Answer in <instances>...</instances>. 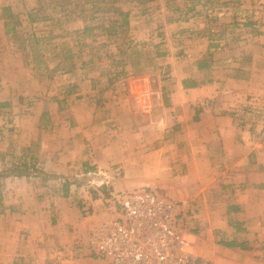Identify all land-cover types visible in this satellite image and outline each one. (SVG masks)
<instances>
[{"label":"crops","instance_id":"1","mask_svg":"<svg viewBox=\"0 0 264 264\" xmlns=\"http://www.w3.org/2000/svg\"><path fill=\"white\" fill-rule=\"evenodd\" d=\"M126 1L131 38L112 61L125 53V76L149 80L147 114L122 92L126 79L102 75L84 52L69 71H83L71 77L75 103L37 98L41 77L10 38L32 24L43 0H0V264H111L87 246L89 226L113 215L109 191L91 194L74 182L85 170L108 169L112 192L150 186L183 202L190 250L208 264H264V7L253 9L258 0ZM212 2L223 5L214 15L233 20L221 26L244 18L237 25L247 35L209 60V23L191 28L187 13ZM70 22L73 33L89 30ZM26 155L35 167L1 175L9 158Z\"/></svg>","mask_w":264,"mask_h":264},{"label":"rangeland","instance_id":"2","mask_svg":"<svg viewBox=\"0 0 264 264\" xmlns=\"http://www.w3.org/2000/svg\"><path fill=\"white\" fill-rule=\"evenodd\" d=\"M42 3L39 12L37 15H34L32 24L29 21L25 22L24 25L17 28V31H15L12 38H10L21 45L22 55H25L29 62H31L33 66H36V73L41 77V81L36 84L38 88L36 91L38 93L37 98H54L59 100V103L61 102L60 104L62 105H72L75 103V95L71 96L73 92H76L75 85L77 81L74 79L82 75L83 71L76 72L75 76L69 75V71L76 66V64H74V56L77 54L78 57L80 53L84 52L86 53V57H92V60H95H93V62L98 69H101L102 75L104 74L106 76L108 72H111L112 75L110 77H113L114 82L117 84L119 80L126 79L122 92L127 98L133 100L136 105L141 107V102L138 97L142 91L148 90L153 106V94L149 85V80L135 73L125 76L126 68L121 62V58L125 57V53H119V58L117 59L120 61L118 63L112 61V55L117 53V51L120 52V47L125 51L126 47L124 45H126L131 38V30L128 24L129 17L125 14L129 9L126 0H43ZM247 3H249V1H247ZM219 4L220 2H212L202 7L200 9L201 11L197 14L192 15V12L187 13L188 18L192 19L191 28L198 27L200 29V27L204 25L205 27L201 28L203 29L206 28L208 25L207 23H209V28L212 32L211 38L215 42L212 51L208 52L209 60L214 57L218 58L219 56L220 59L223 58L222 55L225 54L224 51L228 50L229 47L239 40L244 39L247 35L243 32L244 27L242 25H237L242 24L244 18H241V20L236 18V25L229 29H225L223 24L229 25L231 22L233 23V20L232 18L230 20L224 16L220 18L218 17L219 15H214L221 7L223 8V5ZM240 5L245 6L244 3ZM251 5H255L253 9L258 11L264 10V8L262 10L259 8L260 6L264 7V3H261L260 0L253 2ZM69 6L72 8L69 9ZM72 9H75L74 11L76 12H72V16H70ZM78 9L80 16H75V13H78ZM200 12H202V14ZM147 16L152 15L149 12ZM215 16H217V19H215ZM255 16H257V18L254 17L248 20V22L253 23L256 19L258 20L261 18V14L259 13ZM75 18L89 25V30L84 34L73 33L71 31V25L69 24L71 23L70 21ZM131 19L132 21L140 20L142 23L146 24L148 22L140 18L136 19L132 17ZM11 21L14 24L17 23L16 18H12ZM221 21L223 22L222 26ZM210 26H212V29ZM239 28L242 30H239ZM160 37L162 36H159V38ZM117 47H119L118 50ZM178 50L184 53V49ZM178 50L175 49L173 52L179 53ZM100 58H103V60H100ZM32 100L34 99L29 98V102ZM213 100V98H206L204 99V104L205 102L211 103ZM263 107L264 105H262V108ZM252 108L255 107L252 106ZM141 110L143 111L142 108ZM258 111L260 110H257L255 113L259 114L260 112ZM144 113L147 114L146 112ZM262 113L263 112H261L259 116ZM252 117H254V115H252ZM35 163L34 155H28L24 160L15 157L9 158L7 165L5 164V167L1 166V171L4 173L1 175L5 176V172L10 169L17 172L27 171L31 165L35 167ZM25 165L28 167L27 169L24 168L26 167ZM85 171L76 176L74 181L77 184L79 182L82 189L86 188L88 192L91 190L92 194L93 191H102V188L106 185L111 186L109 180L114 174L112 176L110 175L113 172L110 169L103 171ZM85 175H87V177H85ZM1 177L2 176H0V178ZM104 192H108V190Z\"/></svg>","mask_w":264,"mask_h":264},{"label":"built area","instance_id":"3","mask_svg":"<svg viewBox=\"0 0 264 264\" xmlns=\"http://www.w3.org/2000/svg\"><path fill=\"white\" fill-rule=\"evenodd\" d=\"M138 99L143 111L152 110L148 90ZM105 188L113 215L92 224L87 232V246L96 257L111 264H207L190 250L189 209L183 202L150 186L125 193L112 192L109 185Z\"/></svg>","mask_w":264,"mask_h":264}]
</instances>
